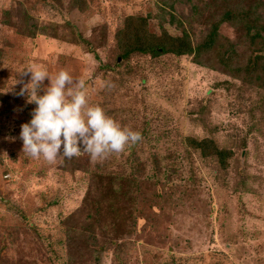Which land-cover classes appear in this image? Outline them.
I'll list each match as a JSON object with an SVG mask.
<instances>
[{
  "label": "rangeland",
  "instance_id": "rangeland-1",
  "mask_svg": "<svg viewBox=\"0 0 264 264\" xmlns=\"http://www.w3.org/2000/svg\"><path fill=\"white\" fill-rule=\"evenodd\" d=\"M127 16L208 49L122 57ZM31 64L83 78L88 105L142 139L95 163L25 154L36 105L13 84ZM203 139L232 152L225 169L188 143ZM108 175L133 180L138 226L97 210L102 230L81 233ZM0 264H264V0H0Z\"/></svg>",
  "mask_w": 264,
  "mask_h": 264
},
{
  "label": "clouds",
  "instance_id": "clouds-1",
  "mask_svg": "<svg viewBox=\"0 0 264 264\" xmlns=\"http://www.w3.org/2000/svg\"><path fill=\"white\" fill-rule=\"evenodd\" d=\"M20 73L30 74V79L27 83L15 80L13 85L22 84L17 95L26 96L28 103L36 105L30 121L21 124L19 134L22 151L32 158L42 157L48 164H56L87 154L95 163L123 153L142 139L140 132L122 127L100 106L88 105L83 78L75 80L66 70L50 76L37 64Z\"/></svg>",
  "mask_w": 264,
  "mask_h": 264
},
{
  "label": "trees",
  "instance_id": "trees-1",
  "mask_svg": "<svg viewBox=\"0 0 264 264\" xmlns=\"http://www.w3.org/2000/svg\"><path fill=\"white\" fill-rule=\"evenodd\" d=\"M186 1V0H185ZM168 7H171L168 4ZM224 18H220L222 20ZM173 21V17H171ZM129 23L126 29L122 30V33H125L128 39L135 42L136 46L129 48L128 51H125L122 54V57L127 56L130 51L139 53V54H147L149 53L151 57H156L159 55L170 54L172 56L178 57L183 55H188L192 53H196L198 49H208L207 46L209 44H197L195 46H191L189 41L187 40V34L182 31L180 37H163V36H153L147 31V25L145 19H137L133 16H127L124 20ZM177 24L179 23L177 20L175 21ZM103 28H105L103 26ZM128 28L130 29L129 31ZM138 28L141 34H133L132 32ZM118 29L117 31H119ZM215 26L212 27L209 34H207L209 41H211V37L214 35ZM132 35H129L131 34ZM28 35H32L30 32ZM195 149L199 150V154L202 157H213L215 162L217 163L218 169H225L227 167L228 160L232 157V152L227 150L226 148H220L216 144L212 143L210 140L203 139L195 142L194 140H190L188 142ZM105 182L100 183L99 190H95V195L97 199L90 200L88 199V195L85 199H87V206L89 209H92V214H89V220L86 223H81L79 225L78 231L81 233H93L96 229H100L99 223L97 220L99 218V212L97 210H106L109 214L116 215V219L109 221L113 224L118 225L119 227H125L128 233L134 232L138 226V220L133 217V214L130 210V206H127L129 202L133 200V189L136 190V186L131 178L128 176L122 177L118 175H108ZM243 186V185H241ZM131 203H129L130 205ZM97 205L99 208L94 210V206ZM123 211H126L125 222L123 223ZM89 213V212H88ZM68 219H65L64 223H66ZM121 221V223H119ZM109 224V223H108ZM110 225H107V227ZM73 231V228L71 229ZM110 231V229H109ZM67 236V235H66ZM106 240L111 243L115 240L114 237H107ZM101 253V250L95 251L96 257Z\"/></svg>",
  "mask_w": 264,
  "mask_h": 264
}]
</instances>
